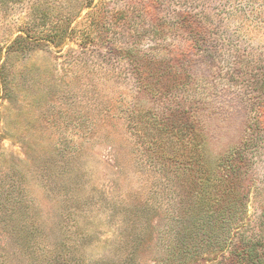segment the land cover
<instances>
[{
    "label": "rangeland",
    "instance_id": "1",
    "mask_svg": "<svg viewBox=\"0 0 264 264\" xmlns=\"http://www.w3.org/2000/svg\"><path fill=\"white\" fill-rule=\"evenodd\" d=\"M175 1L127 13L163 25L161 37L137 43L103 25L84 36L89 14L108 17L121 0L97 10L99 0H0V264H264V147L244 150L233 174L253 107L250 91L233 86V52L216 39L188 57L180 67L199 77L159 104L185 108L178 122L196 120V163L159 161L158 147L133 132L150 99L110 45L170 56L182 40L167 28ZM77 10L76 31L56 37L62 14ZM249 250L256 259H242Z\"/></svg>",
    "mask_w": 264,
    "mask_h": 264
},
{
    "label": "trees",
    "instance_id": "2",
    "mask_svg": "<svg viewBox=\"0 0 264 264\" xmlns=\"http://www.w3.org/2000/svg\"><path fill=\"white\" fill-rule=\"evenodd\" d=\"M82 1V8H89L93 3V0ZM158 1L160 0H121V8L108 14V17L100 11L92 12L88 15L92 26L84 29V36L94 37L99 31L98 27L103 25L113 38L125 36L137 43L147 36L158 39L164 34L163 25L156 23L159 20L155 19L148 28L137 22L134 24L135 20L127 14L136 12L144 16V12H149V5ZM99 2L92 9H98L107 3L106 0ZM209 2L215 3L216 8L208 10L206 4ZM173 6V23L167 25V28L173 34L181 36L182 40L173 46L170 56L164 55L161 48H154L149 54H145L127 43H119L114 48L110 45L111 50L118 51L123 57L126 65L132 63L135 67L140 95L150 99L145 107H138V112L133 114V132L136 135L143 134L150 148L158 147L160 152L156 158L159 161L187 167L198 161L199 156L188 148L193 140L196 120L189 118V122L184 118V123L178 122V117L185 108L168 111L159 104L176 99L172 98L175 96L172 88L185 85L190 76L199 77L194 69L185 73L180 63L187 61L191 55L199 59L208 52L207 45L217 39L220 42L219 50L233 52V86L248 89L253 105L248 112L243 137L233 148L235 174L236 166L244 161V150L256 151L261 146L264 147V0H176ZM78 14L79 10L62 14L60 31H56V37H63V34L66 37L76 31L68 28ZM230 25H233L232 31ZM232 38L233 43L230 41ZM190 99H185L184 103ZM187 122L191 125L189 128L185 127ZM202 176L204 181L209 178L205 171ZM225 179L227 182L222 192L229 193L233 185L227 173ZM244 257L256 259L251 250L242 259ZM96 264L102 263L99 261Z\"/></svg>",
    "mask_w": 264,
    "mask_h": 264
}]
</instances>
